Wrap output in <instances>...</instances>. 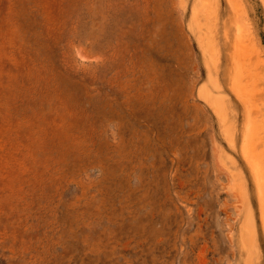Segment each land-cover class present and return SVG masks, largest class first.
<instances>
[{
  "label": "rangeland",
  "instance_id": "374dc122",
  "mask_svg": "<svg viewBox=\"0 0 264 264\" xmlns=\"http://www.w3.org/2000/svg\"><path fill=\"white\" fill-rule=\"evenodd\" d=\"M0 264H264V0H0Z\"/></svg>",
  "mask_w": 264,
  "mask_h": 264
},
{
  "label": "bare ground",
  "instance_id": "6f19581e",
  "mask_svg": "<svg viewBox=\"0 0 264 264\" xmlns=\"http://www.w3.org/2000/svg\"><path fill=\"white\" fill-rule=\"evenodd\" d=\"M229 28H233L234 29V35L233 36H234L236 44H238L240 41H239V33L237 32V29H235L232 24L229 26ZM228 38L231 39L232 37L230 35H228ZM240 40H241V37H240ZM237 41H239V42L237 43Z\"/></svg>",
  "mask_w": 264,
  "mask_h": 264
}]
</instances>
